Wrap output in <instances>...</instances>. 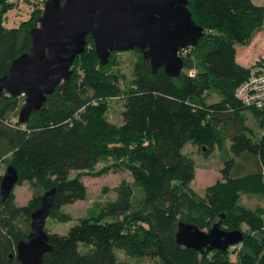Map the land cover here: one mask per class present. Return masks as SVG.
Wrapping results in <instances>:
<instances>
[{
    "label": "trees",
    "instance_id": "16d2710c",
    "mask_svg": "<svg viewBox=\"0 0 264 264\" xmlns=\"http://www.w3.org/2000/svg\"><path fill=\"white\" fill-rule=\"evenodd\" d=\"M188 1L205 34L193 48L196 63L185 59L184 69L196 67L179 77L163 68L153 73L150 60L139 51L133 86L123 92L119 76L109 71L115 52L102 65L89 35L70 80L59 84L28 122L13 120L24 96L5 92L0 97V162L15 166L17 185L32 182L36 188L23 206L15 201V189L5 201L0 195V264H21L17 245L28 240L31 214L46 191L56 188L49 217L66 223L73 216L64 206L87 196L85 175L122 169L133 180L124 179L113 188L115 199L96 201L64 235L45 229L52 250L43 264H119L116 249L158 258L159 264H264V205L251 210L240 203L243 194L264 197V113L236 97L251 67L238 61L237 48L250 45L264 30V0ZM18 4L0 0L1 75L29 50L30 29L42 13L36 6L28 21L7 28L5 15ZM211 91L222 99L208 103ZM119 96L124 100L122 124L106 115L107 100ZM245 110L260 121L258 140L249 134ZM223 138L231 139L233 156L221 170L222 179L200 196L191 187L195 160L183 148L192 142L207 154ZM100 163L107 165L97 170ZM181 221L207 231L221 222L225 230H241L244 239L227 251L187 248L176 242Z\"/></svg>",
    "mask_w": 264,
    "mask_h": 264
},
{
    "label": "water",
    "instance_id": "95a60500",
    "mask_svg": "<svg viewBox=\"0 0 264 264\" xmlns=\"http://www.w3.org/2000/svg\"><path fill=\"white\" fill-rule=\"evenodd\" d=\"M188 0H46L39 26L30 29L29 50L17 57L9 71L0 74V97H25L19 122L26 123L33 111L40 110L63 81L70 80L75 58L86 51L87 37L94 42L96 55L107 65L114 52L138 49L151 62L152 72L159 68L179 77L185 61L181 54L196 46L205 30L193 18ZM206 150V148H203ZM19 181L14 165L8 166L0 183V195L7 200ZM56 188L46 191L41 205L31 214L27 241L17 245L21 264H43L52 250L46 222L54 203ZM244 239L241 230H225L221 222L208 230L181 221L177 244L203 252L227 251Z\"/></svg>",
    "mask_w": 264,
    "mask_h": 264
},
{
    "label": "rangeland",
    "instance_id": "374dc122",
    "mask_svg": "<svg viewBox=\"0 0 264 264\" xmlns=\"http://www.w3.org/2000/svg\"><path fill=\"white\" fill-rule=\"evenodd\" d=\"M46 0H21L18 6L11 8L5 15L4 25L7 28L20 27L23 22L28 21L32 17V12L34 8H42V13L44 11ZM37 6V7H36ZM40 15V16H41ZM40 23L36 26H39ZM35 26V27H36ZM263 45V46H262ZM264 47V30L257 33L254 40L250 45H242L238 47V59L239 62L247 67L255 59L256 49ZM194 47H188L181 52L184 61L185 59L193 60L194 58ZM256 48V49H255ZM140 57V52L138 49L130 51L115 52L114 64L110 66V72L115 73L119 76L120 86L123 92H128L133 86V81L135 79V67ZM190 68H186L183 71H189ZM123 96L117 98H112L107 100V117L108 119L117 124L123 123L122 111L124 106ZM222 96L216 92L211 91L207 102L212 104L219 102ZM20 111V110H19ZM19 111L13 115V120L19 119ZM244 115L246 116V125L252 130L249 134L255 140H258L262 134V128L260 126V121L257 116L251 110H245ZM232 141L230 138L222 139L213 149L211 153L206 154V150L199 147L198 145L188 142L184 148L183 152L194 158L196 163V178L191 184V187L200 196H205V189L207 186L214 184L218 180L222 179L221 170L225 165V162L233 156L231 150ZM112 163V161L108 162ZM10 163L6 160L0 162V175H4ZM107 163H100L97 166V170H101ZM77 174L76 171L71 173L72 176ZM124 179L133 180V176L130 172L125 170L119 171H109L101 176L95 175H85L83 181L87 185L88 192L87 196L83 200L76 201L71 204L64 206V210L69 212L73 219L69 222L63 223L58 222L49 217L46 222V229L51 233H59L61 235L66 234L71 227L78 223V219L86 214V211L91 207L96 201H106L113 200L116 198V193L113 188L118 185ZM36 192V188L32 182H24L22 185H17L15 188L16 203L20 206L28 204V202L33 198ZM44 191L41 192L43 194ZM241 205L247 207L251 210H257L259 207L264 205L263 196H253L243 194L240 200ZM243 229L247 231V226H243ZM231 230V229H226ZM207 231V229H205ZM242 246L238 247L236 250H241ZM233 249V250H234ZM251 252V250H249ZM116 254L118 257L119 264H159V259L154 257H135L130 255L128 252L122 249H116ZM232 259H236L233 254ZM250 264H260L259 261Z\"/></svg>",
    "mask_w": 264,
    "mask_h": 264
},
{
    "label": "built area",
    "instance_id": "2783aa9c",
    "mask_svg": "<svg viewBox=\"0 0 264 264\" xmlns=\"http://www.w3.org/2000/svg\"><path fill=\"white\" fill-rule=\"evenodd\" d=\"M9 1L17 3L21 0ZM236 97L246 106L264 113V47L256 49L255 59L251 64L249 75L238 86Z\"/></svg>",
    "mask_w": 264,
    "mask_h": 264
},
{
    "label": "crops",
    "instance_id": "0c3cea01",
    "mask_svg": "<svg viewBox=\"0 0 264 264\" xmlns=\"http://www.w3.org/2000/svg\"><path fill=\"white\" fill-rule=\"evenodd\" d=\"M263 46V45H262ZM237 50H238V48H237ZM239 51V50H238ZM237 59H238V54H237ZM238 61H239V59H238ZM250 64H252V63H250Z\"/></svg>",
    "mask_w": 264,
    "mask_h": 264
}]
</instances>
